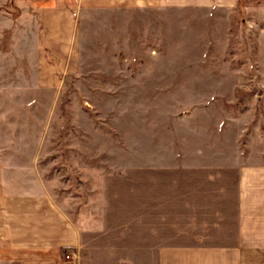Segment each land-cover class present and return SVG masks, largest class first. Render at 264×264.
<instances>
[{"label": "rangeland", "instance_id": "rangeland-1", "mask_svg": "<svg viewBox=\"0 0 264 264\" xmlns=\"http://www.w3.org/2000/svg\"><path fill=\"white\" fill-rule=\"evenodd\" d=\"M29 1L0 0V50L16 56L24 49L29 63L39 41L58 45L61 57L47 59L60 80L53 110L46 91L35 107L45 120L36 122L39 173L55 203L75 220L103 200L107 259L129 246L135 255L143 206L154 213L158 206L164 245L197 244L218 182L231 181L237 167L264 165V0L144 12H80L66 0L70 17L52 8L39 38ZM2 56L0 75L11 66ZM13 108L16 120L0 121V145L17 140L22 107ZM154 235L148 241L156 244Z\"/></svg>", "mask_w": 264, "mask_h": 264}, {"label": "crops", "instance_id": "crops-1", "mask_svg": "<svg viewBox=\"0 0 264 264\" xmlns=\"http://www.w3.org/2000/svg\"><path fill=\"white\" fill-rule=\"evenodd\" d=\"M74 2L75 10L80 12L197 11L238 6V0ZM54 3L56 0L29 1V25L34 27L38 38L42 29L48 31L45 21L48 19L50 23L48 12L52 8H63L70 17L72 7L68 6L66 0H59L58 5ZM60 4L63 6L59 7ZM17 8L25 14L23 6ZM17 25L20 26V23ZM20 29L16 31L17 34H22ZM20 51L14 56L0 50L3 54L1 58L11 65L9 69L4 70L3 66L1 69L0 121L13 119V122L16 120L13 105L22 107L17 140L12 137L9 145H0V264H65V254L69 251L78 258V264H264V165L237 167L231 181L218 182L212 191L216 208L203 215V236L197 244L164 245L161 238L163 216L156 213L158 206L155 213L149 211L148 206H143V210L139 211L140 241L139 246L134 248L137 250L134 251L135 255H132L133 249L129 246L124 248L129 252L122 251L117 257L107 259L101 256L103 247L100 242L104 233L100 230V216L105 210L103 200L93 199L92 204L82 207L73 220L67 208L55 203L39 173L42 148L35 141L36 122L45 120L35 116L42 109L35 107L42 105L40 102L44 97L41 94L46 91L51 95L47 111L51 115L53 110V91L60 87V80L56 68L47 59L57 61L61 57L58 55V45L49 43L48 47H43L39 41L35 59L29 63L25 50ZM16 58L24 59L19 68L16 67ZM44 71L46 75H43ZM15 74L25 83H18ZM42 81L47 86H42ZM30 107H33L32 110ZM65 200L69 201L67 197ZM147 201L146 198L145 203ZM153 222L155 225L149 230L148 224ZM148 233L155 234L156 244L148 241L152 240L148 239ZM206 238L217 243L203 244Z\"/></svg>", "mask_w": 264, "mask_h": 264}, {"label": "built area", "instance_id": "built-area-1", "mask_svg": "<svg viewBox=\"0 0 264 264\" xmlns=\"http://www.w3.org/2000/svg\"><path fill=\"white\" fill-rule=\"evenodd\" d=\"M71 252L65 254V264H78V258L74 254L71 255Z\"/></svg>", "mask_w": 264, "mask_h": 264}, {"label": "trees", "instance_id": "trees-1", "mask_svg": "<svg viewBox=\"0 0 264 264\" xmlns=\"http://www.w3.org/2000/svg\"><path fill=\"white\" fill-rule=\"evenodd\" d=\"M238 6H239V7L242 6V2H241V0H238Z\"/></svg>", "mask_w": 264, "mask_h": 264}]
</instances>
